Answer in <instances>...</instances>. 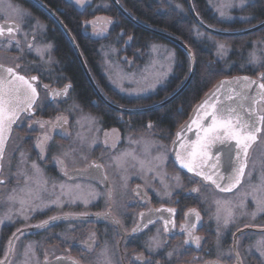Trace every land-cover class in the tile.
Returning a JSON list of instances; mask_svg holds the SVG:
<instances>
[{"label":"flooded vegetation","instance_id":"1","mask_svg":"<svg viewBox=\"0 0 264 264\" xmlns=\"http://www.w3.org/2000/svg\"><path fill=\"white\" fill-rule=\"evenodd\" d=\"M4 1L13 4L17 17L11 16L8 6H5L8 8L6 13L0 12V27L4 29L3 35H0V64L13 68L29 80L33 76L37 77L32 83L37 88L38 99L31 113L24 112L19 116L6 141L4 157L0 161V181H3L0 183V188L7 184L11 186L13 182L22 185L27 176L35 186L42 184L44 180L52 185H57L60 181L82 182V184L86 182L96 186L101 191V195L93 200L88 198L85 203H79L73 207L70 212H75L74 215L55 216L56 219L51 218L43 227L31 225L24 228L22 226L21 229L12 233L14 232L13 224H3L0 228V237L1 235L6 237L0 240V258L3 256L5 242L12 234L7 252L9 258L16 239L20 237L24 240L23 242L38 245L42 240L50 248L48 256L42 257L39 263L28 260L22 264H43L57 257L69 258L76 264H237V254H239V264H264V254H262L264 243H261L264 242V212H257L255 217L252 215L257 210L253 197L256 195V199L264 200V178L263 185L258 183V188L251 180L245 183L246 188L242 196L235 195L244 184L250 165L249 158L242 182L232 192H218L196 178L183 179L179 176V187L174 189L171 195L167 193L166 196L165 191L160 190V184L154 182L155 171H143V176L140 177L139 170L132 168L134 171H130L133 177H128L126 183L118 163L122 154L131 151L137 153L138 146L144 143L141 140L152 143L151 147L159 148L163 143L162 137H155L154 134L136 135L132 131L137 128V120H124L122 117L111 116L104 121L96 119L93 131L97 130L100 137L92 141L93 146L86 145L78 149L80 151L78 154L76 151H69L71 155H68L65 160L61 159L59 154L62 149L58 148V144H54L55 141L60 140L61 136L54 134V128H59L64 122L57 121V117L65 115L68 119L65 124L75 125L79 120L75 115L79 116V112L76 111L78 108L74 101L71 82L65 81L59 75H54L52 51L55 21L33 0ZM38 1L56 14L54 0ZM93 1L89 0L86 4L78 5L74 0H67L79 10H84ZM18 17L19 20L16 19ZM9 27L13 28L12 33L7 31ZM39 46L43 49L41 55L37 53ZM67 85H70V88L66 95L61 94L57 97L50 95L53 91L62 92ZM67 105L69 108H65ZM259 112L264 114V103L259 106ZM36 121L48 123L42 128L39 123H35ZM54 121H57L59 126H55ZM149 125L151 123L147 124L148 127ZM38 135L52 136L45 156H40L35 146ZM66 140L63 141L66 142ZM259 146L264 152V124L261 126L258 141L250 151V158ZM58 160L65 162L66 169L58 163ZM33 162L38 165L39 174L33 170ZM167 163H165L166 171ZM96 166L102 168L107 181L106 186H102L94 177H69L68 175L72 171H89ZM259 171H264V158ZM147 180H151L150 183ZM37 181L40 184H36ZM202 185L204 188L214 190L216 194L231 199L228 200V207L232 216L227 226L224 225V217L221 215L220 220L217 221L214 203L201 200ZM117 187L119 190H116ZM193 188L199 191L192 192ZM255 189L258 191L256 192ZM246 196L247 199H245ZM242 203L243 206H241ZM66 204L68 203L63 205ZM67 207L63 206V210ZM168 209L174 211L169 212ZM41 211L44 212L41 213ZM41 211L33 213L38 215V220H42L47 214L54 215L53 206ZM195 213H199V221ZM141 214H144L143 217ZM17 220L18 218H12V221ZM149 220L152 223H148ZM55 221L63 223L67 221L68 224L78 222L79 225L71 229L66 230L65 225L62 227L64 230L59 228L63 230L64 235L68 236L66 243L65 241L55 243L54 238H57ZM165 221L168 223L166 224ZM192 224L197 225L195 229H191ZM166 227L168 231H165ZM135 228L139 230L134 233ZM20 231L21 233L16 235ZM188 231H191V237ZM14 236L11 246L10 242ZM192 237L200 238L199 246ZM185 240H189L190 243L185 244ZM152 241L159 242L160 246L155 247ZM35 254L38 255L37 249ZM137 256L141 259H136Z\"/></svg>","mask_w":264,"mask_h":264},{"label":"trees","instance_id":"2","mask_svg":"<svg viewBox=\"0 0 264 264\" xmlns=\"http://www.w3.org/2000/svg\"><path fill=\"white\" fill-rule=\"evenodd\" d=\"M116 1L137 22L169 34L186 44L194 57V75L179 96L157 110L142 114L116 112L98 99L87 82L67 38L54 23V49L52 51L54 75H59L73 85L77 112L85 111L98 121H104L111 116L122 117L124 120L135 119L138 125L132 131L134 134L139 136L154 134L155 137H162L163 144L169 145L174 132L188 120L196 104L220 79L240 74L250 76L264 74V65H249L246 56L254 44L264 42V28L239 37L215 36L232 49V53L227 58L218 60L214 49L207 46L201 34L202 32L209 33L193 20L188 10L187 0ZM191 4L199 19L213 29L238 31L264 21V0H249L239 10L238 15L242 20L233 21H223L215 12L210 0H191ZM54 12L73 37L96 87L108 102L116 106L136 109L159 103L177 90L189 74V58L184 51L132 24L118 12L110 0H94L84 10L76 9L67 0H54ZM96 15H106L111 19L106 34L98 38L92 36L88 28L83 25L84 20ZM153 42L167 43L173 48L175 63L171 75L161 87L147 96L123 95L109 82L106 61L113 56L118 64L130 70L132 66L143 61ZM65 108H69V105ZM148 123H151V127L147 126ZM168 160V172L176 173L183 179L185 177L194 178L178 170L169 157ZM63 226L62 221L54 222V228H57V238H54V241L57 244L68 240V236L63 233ZM3 237L5 239L6 236L3 235ZM3 237L1 235L0 240Z\"/></svg>","mask_w":264,"mask_h":264},{"label":"rangeland","instance_id":"3","mask_svg":"<svg viewBox=\"0 0 264 264\" xmlns=\"http://www.w3.org/2000/svg\"><path fill=\"white\" fill-rule=\"evenodd\" d=\"M77 3V0H74ZM249 0H210V3L213 5L215 12L223 21H233V20H242V18L238 15L239 10L244 7V5ZM89 0H81V3H77L78 5L86 4ZM231 5V6H229ZM8 6L10 8L11 16L17 14L14 12L13 4L6 2L4 0H0V12L2 14L8 11ZM221 11L224 12V15H221ZM19 20V17L16 18ZM110 21V23H109ZM85 27L88 28V32L98 38L106 34L110 24L111 19L106 15H96L89 19L83 21ZM204 37L206 44L208 47H212L214 49V53L218 60H223V58H227L229 54L232 53V49L230 46H227L224 41L216 39L215 35L201 33ZM223 46V51L221 53L220 46ZM40 54H42L43 49L42 46L37 48ZM38 53V51H37ZM255 54L256 57L259 58V63H252L251 56ZM248 63L252 66H259L264 65V42L254 44L248 53H246ZM175 63V54L173 48L168 45L167 43L163 42H153L149 46V52L144 57L143 61L138 65L132 66V68L125 69L122 65L118 64V62L114 59L113 56L106 61V65L108 67V79L112 86L117 89L120 93L128 97H142L147 96L159 87H161L168 77L171 75L173 71ZM185 82V81H184ZM183 82V83H184ZM141 89H144L141 91ZM176 91V90H175ZM174 91V92H175ZM173 92V93H174ZM172 93V94H173ZM169 97V96H168ZM167 97V98H168ZM163 101V100H162ZM157 104V103H156ZM155 105V104H154ZM152 106V105H151ZM77 107V106H76ZM78 108V107H77ZM124 108V107H123ZM72 109V108H71ZM66 117L65 115H60ZM79 120L75 123V125L62 123V125H57L58 122L54 121L55 126H59V128H54V134H58L61 136L60 140L54 142V144H58V148L62 149L59 156L61 159L65 160L68 155H71L69 151H76L77 154L80 153V148L86 147V145H92V141L96 138H99L100 135L96 131H93V126L96 124V118L90 115L89 113L79 112V116L75 115ZM67 118V117H66ZM68 120V119H67ZM84 125V126H82ZM49 139L44 143L43 150L40 147H37L38 139L44 137V135H38L35 141V146L40 154V156H45L46 150L48 148V144L50 139L52 138L51 135H47ZM141 136V135H140ZM67 139L66 142L63 141ZM141 139V138H140ZM144 142L142 145L138 146V152H128L127 154L130 155H122L119 158L118 163L120 166V170H122V177L124 178L125 182L127 183L128 177H133L131 171H134L132 168H136L139 176H143V171H148V168H152L155 171L154 182L160 184V190H164L167 196V193L170 195L179 187V175L174 173L171 174L166 171L165 163L168 162L169 155V145L161 143V147L158 146H150L148 141L141 140ZM63 144H60V143ZM140 142V140H139ZM155 142V141H154ZM79 149V150H78ZM67 153L68 155L65 156L64 154ZM135 157V158H134ZM156 157H160L159 160L155 159ZM264 158L263 149L259 147L253 153V156L250 158V165L247 169L246 177L243 186L240 188V191L235 195L242 196V193L245 190V183L251 182L253 180L255 182L254 186L258 188V183L262 184L264 178V171H259L260 164H262ZM171 160V158H170ZM139 161H144V167H141ZM172 161V160H171ZM71 165V163H70ZM122 167V168H121ZM127 173H126V171ZM178 177V179H177ZM146 180V179H145ZM151 181V180H150ZM149 180L147 182L150 183ZM43 183V182H41ZM37 184V182H36ZM66 185L72 187V194L71 195H60V187L59 185ZM79 185L80 190H77L75 186ZM53 185L48 184L46 185V191L42 184L34 185L30 179H28L27 184H19L17 182H13L11 186L8 184L0 188V228L3 224L12 223L14 226V232L19 230L20 227L31 226V225H39L43 222L49 221L51 218L59 215L70 214L74 215L75 212L72 211V208L77 206L79 203L83 204L89 198L93 200V198L101 195V191L94 186L93 184H89L84 182H73V183H63L60 181L57 183V187L53 190ZM260 187V186H259ZM119 190V187H117ZM202 193H201V200H209L210 202L214 203L215 210H218L222 217H226L228 212L230 211L228 207V200L227 196L216 194L214 190L209 189L208 187L204 188L201 186ZM15 189V193L13 190ZM21 189H24V192H21ZM32 189L33 195L29 197L27 195V190ZM167 190L169 192H167ZM82 192L81 195L77 193ZM257 192L258 190L255 189ZM157 192V190H156ZM160 193V192H159ZM14 196L15 199H9V197ZM163 195V193H161ZM60 197L58 203H52V201H56L57 197ZM20 197H24L27 201L25 205L21 206L18 202ZM38 197V198H37ZM256 197V195H255ZM216 201H220L221 205H217ZM64 203H68L63 205ZM44 205V206H43ZM54 207V215H45V218L42 220H38V215H34L33 213L36 211L44 210L45 208ZM63 206H68L66 210H63ZM71 208V209H68ZM65 211V212H63ZM44 211H41V213ZM49 212V211H48ZM39 213V214H41ZM86 214V213H84ZM12 218H18L17 221H12ZM11 220V221H10ZM16 222V223H15ZM67 229L73 228L75 225H79L78 222L68 224L67 221L63 223ZM47 225V224H46ZM21 229V228H20ZM9 234V233H6ZM12 235V234H11ZM11 235L7 238L5 242L3 256L0 258V261H3L7 256L8 252V244ZM44 240V239H43ZM24 240L17 238L10 258L8 260V264H22L24 261H35L36 263L41 260L42 257L48 256V251L50 248L47 244H45L42 240L38 244H33L30 242H23ZM27 241V240H25ZM66 243V241H65ZM35 249L38 251V255L35 254ZM55 250V248H54Z\"/></svg>","mask_w":264,"mask_h":264},{"label":"snow or ice","instance_id":"4","mask_svg":"<svg viewBox=\"0 0 264 264\" xmlns=\"http://www.w3.org/2000/svg\"><path fill=\"white\" fill-rule=\"evenodd\" d=\"M77 3H81V0H77ZM231 6V5H229ZM221 15H224V12L221 11ZM110 23V21H109ZM9 33L13 32V28L9 27L7 29ZM4 29L0 27V35H3ZM31 48V45L29 46ZM221 53L223 51V46H220ZM38 54H40L39 50ZM252 63H259V58L252 54L251 56ZM19 67V65H17ZM37 77H31V80L25 78L23 75H19L13 68L5 67L4 65L0 64V161L3 160L4 152H5V131L10 130L13 123L16 122L18 117L21 113L28 112L31 113L33 110L34 105L37 103L38 99V92L37 88L33 86L32 81H35ZM246 88H250L253 84L257 82L255 80H249L247 77L243 78ZM18 82V83H17ZM238 81H224L221 82V87L227 83H234ZM47 87V86H46ZM259 89L264 90V83H260L258 85ZM70 85L65 86V88L60 91H53L50 93L51 96L57 97L61 94L66 95ZM144 89H141L143 91ZM237 96H240L241 100L249 99L247 93H236ZM261 99H264V91H261L259 94ZM215 99V98H214ZM228 100H232V96L227 97ZM253 103H257L255 99H253ZM206 105L211 110H207ZM201 110L203 113L201 114ZM241 110L246 111L249 113L248 118L245 119L242 114ZM63 121L67 123V119L65 117H57V121ZM210 122H207L209 121ZM260 123L264 124V114L260 115ZM35 123H39L40 126L43 128L46 123L48 122H41L36 121ZM192 124H195L198 128L197 132V139L195 141H190L189 143L185 144L183 142L180 143V149L182 151H176V159L177 162L180 164L181 168L187 169L188 172L195 173L198 176H202L204 180L211 181L216 187L222 192H231L234 188L237 187L241 183L243 176L245 175V167L246 164L240 163V155L243 153L245 160L247 159L248 152L250 147L252 146L253 142L257 140V134L261 132V128L257 126V122L252 119L251 110L245 109L243 103L239 104L238 107H234L230 104H224L219 99H216L214 103L209 104L208 101H205L204 104H201L199 108L196 109V118L192 120ZM31 127V125H29ZM151 127V125H149ZM191 130V125L182 126ZM202 133V134H201ZM107 135V134H106ZM180 133H177V139H180ZM49 139L47 135L42 138L38 139L37 147H40L43 150L44 143ZM235 142V147L238 149L236 153V162L239 166H235L230 153H224L221 151H215V146L217 144L221 146L227 145L231 147V142ZM177 141H173L176 143ZM23 155V154H22ZM65 156L68 154L65 153ZM122 155H130V154H122ZM227 156L225 160L224 157ZM215 158L214 162L211 163V169L215 170L220 167L222 164H227V166L232 167V174L228 176L229 184L227 186H223L221 183H218L217 180L213 179V175H215V171L213 174L206 175L203 171L204 168L209 167V162ZM135 158V157H134ZM155 159L159 160L160 157H156ZM58 163L61 164L62 167L66 169V164L63 160H58ZM141 167H144L145 162L139 161ZM98 167V166H97ZM32 168L36 173H40V169L38 165L33 162ZM152 168H148V171H152ZM65 175H67V171H65ZM28 177H25V183L28 182ZM178 179V177H177ZM221 180L224 177H220ZM3 183V181H0ZM40 184L39 181H37ZM47 181L44 180L42 186L46 191ZM53 190L57 187L56 184H53ZM60 187V195H71L72 194V187L66 185H59ZM77 190H80V186H75ZM24 189H21V192H24ZM192 192H198L199 189L193 188ZM15 193V189L13 190ZM81 195L82 192L77 193ZM27 195L31 197L33 195L32 189L27 190ZM38 198V197H37ZM109 198H111V193H109ZM9 199H15L14 196L9 197ZM247 199V196L245 197ZM60 197H57L56 201H52V203H58ZM254 202L257 205L256 212H253V217L256 216L257 212H264V200L256 199L253 197ZM22 208L27 202L24 197H20L18 201ZM217 205H221L220 201H216ZM243 206V203L242 205ZM167 211L173 212V209H168ZM195 212V210H191ZM144 214H141L143 217ZM188 214H186L187 216ZM197 221L200 220L199 213H195ZM232 213L231 211L228 212L227 216L224 218V225L227 226L230 222ZM107 218V216L105 217ZM52 219H56L53 217ZM217 221L220 220L219 214V207L216 214ZM115 223H119V221H114ZM148 223H152L151 220ZM167 224L168 221H165ZM47 222H43L38 227H43ZM196 224H192L190 227L191 229L196 228ZM139 228L133 229L135 233L138 231ZM165 231H168L167 227ZM15 235V234H14ZM188 235L191 237V231H188ZM192 240L199 246L200 238L199 237H192ZM11 243V242H10ZM155 247H159L160 244L157 241H152ZM189 240H185V244H189ZM264 243V242H261ZM150 250H154L150 248ZM264 254V253H262ZM171 256V253L169 254ZM238 260L237 264H239V254H237ZM136 259H141V257L137 256ZM0 264H6L5 261H0Z\"/></svg>","mask_w":264,"mask_h":264},{"label":"water","instance_id":"5","mask_svg":"<svg viewBox=\"0 0 264 264\" xmlns=\"http://www.w3.org/2000/svg\"><path fill=\"white\" fill-rule=\"evenodd\" d=\"M33 1L36 2L37 4H39L42 7V9L51 18L54 19L55 23L58 25V27L64 33V35L67 38L70 46L72 47V50H73L80 66H81L83 73L86 76V79L88 80V82H89L91 88L93 89L94 93L96 94V96L101 100V102H103L106 106H108L110 109H112L116 112L123 113V114H142V113H148V112L157 110V109L167 105L168 103L172 102L177 96H179L186 89V87L189 85V83H190V81L194 75V71H195L194 57H193L192 51L190 50V48L186 44H184L181 40H179V39H177V38H175L169 34H166L164 32H161V31L149 28V27H146L143 24L137 22L118 4V2L116 0H110L111 3L114 5V7L118 10V12L124 18H126L128 21H130L132 24H134L135 26H137L141 29H144V30L150 32L153 35H156L157 37L171 43L172 45H174V46L180 48L182 51H184L187 54V56L189 58V63H190V71H189V74H188L185 82L173 94H171L168 98L164 99L163 101H161L155 105H152V106H148V107H144V108H136V109H128V108H122V107L116 106V105L108 102L105 99V97L100 93L98 88L96 87V85H95V83H94V81H93V79H92V77H91V75H90V73L86 67V64H85V62H84V60H83V58L79 52V49H78L73 37L71 36L70 32L65 27V25L60 21V19L56 16V14L51 12L46 6H44L38 0H33ZM187 6H188V10H189L191 17L196 22V24L199 27H201L204 31L208 32L209 34L215 35V36L239 37V36L249 35V34L258 32L264 28V21H262L261 23L255 25V26H252V27L244 29V30H238V31H223V30L213 29V28L207 26L206 24H204L199 19V17L196 15V13L192 7L191 0H187ZM5 67H7V66H5ZM244 77H247L249 80H255L257 83L253 84L250 88H246L244 86V84H245V82L243 80ZM263 80H264V74H262V73H259L256 76L240 74V75H234L231 77H225V78L220 79L214 85V87L212 89H210V91H208V93L204 97H202V99L193 108L192 113L189 116L188 120L174 132V136H173V138L170 142V145H169L170 158L178 170L198 179L199 181H201L202 183H204L206 185L211 186L214 190H216L218 192H222L211 181L204 180L202 176H198L195 173L188 172L187 169H185V168H181L180 164L177 162V159H176V151L177 150L182 151V149H180V143L181 142L187 144L190 141H195L197 139L198 128L195 124H192V120L194 118H196V109L199 108V106L201 104H204L205 101H208L209 104H211V103H214L216 99H219L224 104H230L234 107H238L239 104L243 103L245 109L251 110L252 119L255 120L257 122V126L261 128L262 123H260V120H259L260 115H261L259 112V106L264 103V99H261L258 94L264 90L259 89L258 85L260 83H263ZM224 81H238V82L227 83V84H224L223 87H221V82H224ZM33 86H34V84H33ZM236 93H247L249 99L241 100L240 96H237ZM228 96H232L233 99L228 100L227 99ZM253 99H255L257 101V103H253ZM206 108L209 111L211 110L210 108H208L207 105H206ZM202 113H203V110H201V114ZM241 114L245 119L248 118V115H249L248 112L241 110ZM207 122H210V120ZM15 123L12 124L10 130L5 131L6 141L8 140L10 133L12 131V127ZM185 125H191V130H188V128H186V127H183V130H182V126H185ZM177 133L181 134L179 140L177 139ZM259 134L260 133L257 134V137H259ZM6 141H5V144H6ZM173 141H177V142L173 143ZM257 141H258V138L255 142H253L252 146L250 147L246 160H245L243 153H241V155H240V163L246 164V167H247V162H248V158L250 155V151L253 148V146L256 144ZM214 150L215 151H221L224 153H230L234 165L237 167L239 166L238 164H235L236 153H237L238 149L235 147L234 141L231 142V147H228L227 145L221 146V145L217 144L215 146ZM224 159L226 160L227 156H225ZM214 160H215V158L213 157V160L209 162V167L204 168L203 171L206 175H211V174H213V171H215L216 174L213 175V179L217 180V182L221 183L223 186H227L230 183L227 178H228V176H230L232 174V167L227 166V164H222L220 167L213 170V169H211L210 165H211V163L214 162ZM246 167H245V170H246ZM90 169L91 170H89V171H72V172H69L68 175H69V177H73V176H84V177H92V178L94 177V179L98 183H100L102 186H106L107 181L105 179L102 168L99 166L98 167L96 166L95 168H90ZM220 177H224V179L221 180ZM241 182H242V180H241ZM239 185H237V187ZM236 188H234L233 190H235ZM222 193H229V192H222ZM20 233H21V231L18 232L16 235H19ZM14 238H15V236L11 240V246L13 244ZM8 259H9V256H7V258L5 260L6 263H7ZM43 264H76V263L74 261H72L71 259L66 258V257H57L54 260L49 261V262H44Z\"/></svg>","mask_w":264,"mask_h":264}]
</instances>
